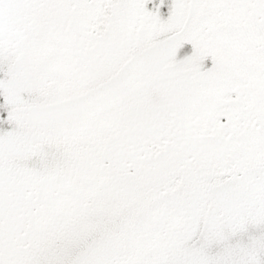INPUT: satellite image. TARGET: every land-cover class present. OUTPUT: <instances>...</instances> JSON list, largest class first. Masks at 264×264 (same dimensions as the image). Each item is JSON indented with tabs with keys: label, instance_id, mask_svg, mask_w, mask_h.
Wrapping results in <instances>:
<instances>
[{
	"label": "snow or ice",
	"instance_id": "obj_1",
	"mask_svg": "<svg viewBox=\"0 0 264 264\" xmlns=\"http://www.w3.org/2000/svg\"><path fill=\"white\" fill-rule=\"evenodd\" d=\"M0 264H264V0H0Z\"/></svg>",
	"mask_w": 264,
	"mask_h": 264
}]
</instances>
